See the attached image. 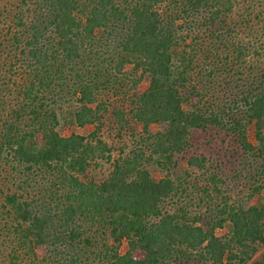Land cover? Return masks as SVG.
<instances>
[{
	"label": "trees",
	"instance_id": "16d2710c",
	"mask_svg": "<svg viewBox=\"0 0 264 264\" xmlns=\"http://www.w3.org/2000/svg\"><path fill=\"white\" fill-rule=\"evenodd\" d=\"M0 264H264V0H0Z\"/></svg>",
	"mask_w": 264,
	"mask_h": 264
},
{
	"label": "rangeland",
	"instance_id": "374dc122",
	"mask_svg": "<svg viewBox=\"0 0 264 264\" xmlns=\"http://www.w3.org/2000/svg\"><path fill=\"white\" fill-rule=\"evenodd\" d=\"M59 131H60V133H63V134H65L66 135V133H67V130L66 129H63V128H59ZM78 133H82L83 132V130H78L77 131ZM222 233H224V232H220V234H222ZM125 250H126V246H123L122 247V252H125Z\"/></svg>",
	"mask_w": 264,
	"mask_h": 264
}]
</instances>
